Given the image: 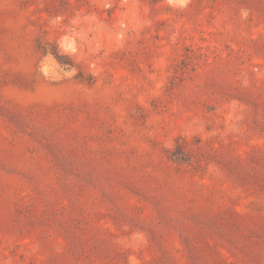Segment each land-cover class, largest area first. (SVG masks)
I'll return each instance as SVG.
<instances>
[{"label": "rangeland", "instance_id": "obj_1", "mask_svg": "<svg viewBox=\"0 0 264 264\" xmlns=\"http://www.w3.org/2000/svg\"><path fill=\"white\" fill-rule=\"evenodd\" d=\"M0 264H264V0H0Z\"/></svg>", "mask_w": 264, "mask_h": 264}]
</instances>
